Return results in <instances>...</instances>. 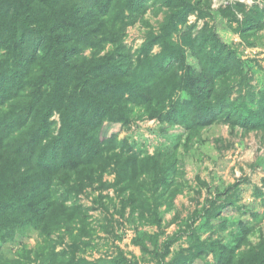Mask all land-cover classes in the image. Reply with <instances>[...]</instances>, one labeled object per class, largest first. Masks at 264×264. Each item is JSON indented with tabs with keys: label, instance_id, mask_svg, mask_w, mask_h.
<instances>
[{
	"label": "trees",
	"instance_id": "16d2710c",
	"mask_svg": "<svg viewBox=\"0 0 264 264\" xmlns=\"http://www.w3.org/2000/svg\"><path fill=\"white\" fill-rule=\"evenodd\" d=\"M245 7L235 1L212 10L206 0H0V245L20 246L13 257L0 256V264H137L120 248L110 257L79 254L96 232L90 211L112 205L124 215L128 208L134 223L160 225V208L171 209L186 187L185 172L177 145L144 153L120 131L135 118L181 127L185 142L215 124L264 130V88L245 89L246 62L214 23L217 13L235 22L252 45L249 38L264 30V8ZM148 12L163 14L157 28L145 19ZM191 14L203 20L198 30ZM137 21L146 32L132 51L125 37ZM88 187L98 192L90 206L79 198ZM238 187L218 190L162 242L159 232H143L132 243L155 264H264V236L250 243L264 221V191L254 189L259 212L236 204ZM110 188L117 204L102 193ZM228 229L227 240L213 238ZM31 233L37 241L28 247ZM183 234L187 247L173 252Z\"/></svg>",
	"mask_w": 264,
	"mask_h": 264
},
{
	"label": "rangeland",
	"instance_id": "374dc122",
	"mask_svg": "<svg viewBox=\"0 0 264 264\" xmlns=\"http://www.w3.org/2000/svg\"><path fill=\"white\" fill-rule=\"evenodd\" d=\"M209 1L212 10L225 5L227 2H243L245 10L253 6L264 8V0H206ZM163 14L154 15L148 12L145 15L154 28L158 27ZM215 26L226 43L232 45L240 57L246 62V71L249 79L245 89L264 88V30L252 35L249 39L252 45L242 39L234 30L235 22L229 23L228 19L220 14L215 16ZM241 20L243 14L238 12ZM191 22L196 21L195 30L203 24V20H197L195 14L189 16ZM146 27L137 21L127 28L125 43L132 51L140 46L144 40ZM154 50H158L155 47ZM238 89V87H237ZM236 96V92L233 93ZM58 119V115L54 116ZM127 136L136 150L152 154L158 151L171 150L178 146L176 155L182 161L184 176L180 178L186 182L182 194L174 199L173 207L169 210L165 206L160 208V225L137 224L129 217L127 208L124 215L114 211L112 205L108 210L97 207L90 211L93 218V226L96 232L90 240L91 246L85 252L79 253L88 259L98 257H110L116 254L118 248L132 258L135 256L137 264H155V259L149 254H142L139 247L132 243V238L143 232L160 233V240L170 236L178 230H183L182 219L186 218L195 209H199L206 199L214 198L218 190L223 191L230 184L239 183L236 193L233 195L236 204L246 205L248 209L261 212L263 205L261 198L256 196L255 187L264 191V130L244 132L240 128H230L228 125L215 124L204 129L200 136L193 137L185 142V134L181 127H168L161 125L157 120L135 118L129 126L120 131V137ZM104 179L113 180V175H105ZM94 187L86 188L80 195V201L86 206L92 205ZM103 194H109L114 198L115 204L118 198L113 189L104 190ZM105 203L107 200H103ZM238 215L236 211L228 213ZM243 219L249 218L247 212H243ZM234 228V225L230 229ZM229 229L213 235V238L222 237L227 240ZM208 234H205L207 236ZM264 236V221L256 225V231L250 237V243L256 245L261 236ZM204 236V237H205ZM37 241L36 233H31L25 240L28 247H33ZM69 241L64 239V246ZM160 242V243H161ZM186 234L172 245V250L178 251L187 247ZM58 246V249L61 248ZM245 246L244 248H247ZM19 244L5 243L0 245V256L13 257Z\"/></svg>",
	"mask_w": 264,
	"mask_h": 264
}]
</instances>
